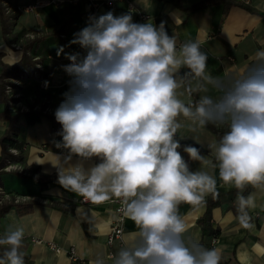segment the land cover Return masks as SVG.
Returning <instances> with one entry per match:
<instances>
[{
	"label": "clouds",
	"instance_id": "1",
	"mask_svg": "<svg viewBox=\"0 0 264 264\" xmlns=\"http://www.w3.org/2000/svg\"><path fill=\"white\" fill-rule=\"evenodd\" d=\"M132 11L91 15L74 33L70 44L85 54H66L69 90L54 113L62 138L56 147L68 154H53L48 162L64 189L95 204L122 200L124 215L138 231L112 256L113 264H220L216 248L184 238L187 225L178 209L182 203L202 206L208 194L218 198L209 167L218 168L220 180L240 192L264 188V51L257 52V64L221 89L218 99L203 95L186 105L177 93L183 80L212 79L205 72L207 54L198 40L178 49L165 22L137 23ZM182 67L190 70L183 76ZM181 116L200 128L228 129L208 146L214 160L196 146H183L201 165L195 171L178 151ZM73 156L79 159L73 162ZM93 157L100 162L86 170L83 161ZM236 203L240 225L252 228L248 209L255 206L254 195L238 193ZM23 237V228L0 236V246H8L0 264H24ZM90 264L105 261L98 257Z\"/></svg>",
	"mask_w": 264,
	"mask_h": 264
},
{
	"label": "crops",
	"instance_id": "2",
	"mask_svg": "<svg viewBox=\"0 0 264 264\" xmlns=\"http://www.w3.org/2000/svg\"><path fill=\"white\" fill-rule=\"evenodd\" d=\"M13 8L41 2L34 11H20L12 27V31L4 37L0 20V62L13 64L22 57V46L29 40L48 36L63 27L65 32L55 35L52 42L42 46L41 63L49 74L47 86L40 89L43 103L51 109L33 124L24 125L22 139L25 147L21 151L24 163H17L28 169L38 168L39 174L56 176L57 170L48 162L54 159L53 154L66 156L67 150L56 147L61 141L57 133L61 125L55 120V110L62 100L63 94L69 90L71 77L63 66L70 61L69 53L85 54L79 45L70 44L74 33L84 26L89 16L100 15L109 10L119 16L129 12V3L133 6V21L138 23V14L150 15L147 23L158 26L162 21L169 35L177 37V48L183 43L198 40L201 51L207 54L206 74L212 79L194 78L189 76L177 90L178 98L185 104H195L203 95L218 99L222 95L221 87L229 85L238 76L257 64V52L264 51V0H250L245 4L242 0H118L112 6L108 0H5ZM206 1L200 8L197 5ZM19 36L17 43H9L12 36ZM33 36V38L31 37ZM63 51L58 55L60 49ZM31 55V52H28ZM190 70L180 69V75ZM33 87V85H30ZM5 91V90H4ZM5 103L0 104V136L8 127L9 121L4 116ZM13 113V112H12ZM48 115L50 117H48ZM178 120L183 127L177 133L182 145L178 151L189 163L190 170H198L199 162L191 161L183 146L193 145L201 149L202 154L214 160L209 145L217 140L216 135L207 127L200 128L191 120L182 116ZM180 136L185 138L181 139ZM196 142H199L198 144ZM203 147H202V146ZM0 143V159H1ZM77 157L73 156V162ZM93 157L83 161L84 168L90 169L99 163ZM16 164L8 166L3 176L4 189L12 197L31 196L33 209L20 214L16 209L10 210L0 222V236L17 228H23L24 237L20 251L24 254V264H90L100 257L105 264H113L112 256L126 241L131 240L137 232V226L126 218L121 238L112 244L108 243L110 227L116 219V203L108 202L89 206L80 204V195L64 189L57 181L50 183L48 188L41 190L34 179L18 176ZM217 181L218 192L235 189L234 185H225L219 178L217 169L206 168ZM255 206L248 209L252 228L240 225L233 211L238 193L229 196L221 206L213 209V227L219 230L217 236L204 235L198 219L207 209L204 204L194 207L180 204L178 212L185 220L186 240L196 241L206 248H216L221 260L231 256L241 264H264V188H253ZM240 194V193H239ZM211 194H208V198ZM116 197H112L114 199ZM231 213V215H229ZM52 245L68 249L74 246L79 261L74 262L65 253H56ZM7 248L8 246H4ZM221 262V261H220ZM7 264V261H5Z\"/></svg>",
	"mask_w": 264,
	"mask_h": 264
},
{
	"label": "trees",
	"instance_id": "3",
	"mask_svg": "<svg viewBox=\"0 0 264 264\" xmlns=\"http://www.w3.org/2000/svg\"><path fill=\"white\" fill-rule=\"evenodd\" d=\"M206 4V1H203L201 4L194 7L200 8ZM13 19L16 20V17ZM0 20L2 24V31L4 34V37H6L8 34L11 33L12 27L14 25L15 20L13 21L12 18H10V15L6 13L4 6L1 3L0 0ZM65 30L63 27L59 28L55 33L48 35V36H42V37H36L34 39H31L27 41L22 46V57L21 59L13 64H5L3 62H0V104L5 103V88L4 83L5 79L9 77H22L23 71L34 68L36 65V60H34L35 57H40L42 55V46L45 44H49L53 41L55 35H59V33H64ZM19 40V36H12L9 39V43H17ZM31 52V55L28 53ZM39 79L42 81H47L49 79V74L45 71H42L39 73ZM45 107H42L41 110H30L27 112H21V113H12L7 106H5L4 110V116L9 121L8 127L5 130V132L0 136V143H1V159H0V187H4V181L3 176L7 173L6 168L9 165L17 164V163H24L25 157L23 156V153L19 155H15L11 152V149H19L23 150L25 147L24 140L22 139L21 133L22 128L24 125L27 124H33L41 119L43 115H46L43 113V110ZM48 117H50L48 115ZM208 129H210L217 137V140L226 132L227 126L223 127H215L212 124H209L206 126ZM18 176L22 178H29L34 179L39 184V187L41 190H45L48 188V185L50 183L56 182L57 177L56 176H47L39 174L40 170L38 168L35 169H28L26 168V173H20L17 172ZM253 187L248 186L243 190V192H240L238 189H233L228 192H218L219 196L217 199H213L212 195H210L208 198H206V205L207 209L205 214L198 219V223L201 225L202 231L204 235L209 236H217L219 234V230L215 229L213 227L212 221H213V209L216 207H219L222 205V203L228 198L229 196H232L236 193H240L242 195L247 196L251 191ZM237 203L233 206V211L236 215L237 211ZM12 209H16L20 214H25L30 212L33 209V202H22L18 203L15 202L13 199L9 201H3L0 203V222L1 219ZM4 246H0V257L3 256V252L5 251ZM220 264H241L235 256H231L227 259L221 260Z\"/></svg>",
	"mask_w": 264,
	"mask_h": 264
},
{
	"label": "built area",
	"instance_id": "4",
	"mask_svg": "<svg viewBox=\"0 0 264 264\" xmlns=\"http://www.w3.org/2000/svg\"><path fill=\"white\" fill-rule=\"evenodd\" d=\"M118 0H108L107 4L109 6H112L114 4V2H116ZM245 4H249L250 3V0H242ZM1 3L2 5L4 6L5 8V11L7 14L10 15V18H12V20L14 21L15 19H13L14 17L17 16V14L20 12V11H34L36 10V8L41 5L42 3L39 1L37 2L36 4H32V5H26V6H17L15 8L11 7L9 5V3L5 0H1ZM129 5V10L132 9L133 10V6L132 4H128ZM95 15V14H93ZM150 19V15L146 14V13H139L138 14V23H147V21ZM89 22V20H88ZM88 22L80 27L78 31H80L81 29H83L84 27L87 26ZM31 37L33 38V36L31 35ZM34 60L36 61H40L41 58L40 57H35ZM36 66L38 67L39 70H35L37 72V74L39 75L40 72L42 71H45L46 68L44 67V65L41 63H37ZM47 81H40V88H44L46 85ZM223 87L225 86H222L220 89H222ZM10 86H8L7 89H9ZM42 109V107H40V104L38 105H35V107H31V108H26L24 111L22 112H27V111H30V110H37L38 111ZM49 111H51V109L47 106H45V109L43 110V113H48ZM11 152L15 155H19L21 154V150L19 149H11ZM17 170L21 173H26V168L20 164H16L15 165ZM10 198L11 200L13 199L15 202H20V201H28L29 199H32L33 197L31 196H17V197H12L9 193H7L5 191V189L3 187H0V203H2L4 201V198ZM78 202L80 204H85V205H89V206H95V205H98V204H95V203H92L90 200H86L84 197H80L78 199ZM108 202H114L116 203V219H115V222L113 223V225L110 227V231L108 233V243L109 244H112L116 239H119L121 238L122 234H123V230H124V223H125V220H126V216L124 215V211H123V204H122V200L120 198H114V199H109L108 201L106 202H103V203H100V204H105V203H108ZM54 251L56 253H65L67 254L74 262H77L79 261V258L78 256L76 255V249L74 246H71L70 248L68 249H64V248H61V247H58V246H55V245H52L51 246ZM78 264V263H77Z\"/></svg>",
	"mask_w": 264,
	"mask_h": 264
},
{
	"label": "rangeland",
	"instance_id": "5",
	"mask_svg": "<svg viewBox=\"0 0 264 264\" xmlns=\"http://www.w3.org/2000/svg\"><path fill=\"white\" fill-rule=\"evenodd\" d=\"M37 63L41 64V60L36 61V64ZM35 70H39L36 65L34 68L23 71L22 77H9L5 79V106H7L11 112L21 113L26 108L35 107V105L38 104H40V107L46 106V104L43 105V103L46 102H44L45 99L42 100V95L40 93V89H42L39 85L41 80ZM31 84L33 87L30 86ZM8 86H10L9 89H7ZM6 192L8 193V191ZM9 200L11 199L4 198V201ZM31 200L32 199H29L28 201Z\"/></svg>",
	"mask_w": 264,
	"mask_h": 264
}]
</instances>
